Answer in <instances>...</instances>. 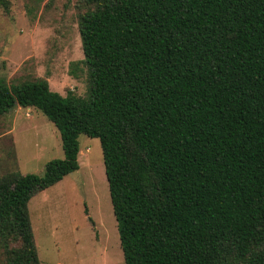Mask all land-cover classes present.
<instances>
[{"label":"trees","instance_id":"obj_1","mask_svg":"<svg viewBox=\"0 0 264 264\" xmlns=\"http://www.w3.org/2000/svg\"><path fill=\"white\" fill-rule=\"evenodd\" d=\"M4 13L9 0H0ZM89 95L0 79L63 159L0 177V264H40L28 203L98 139L124 264H264V0H84Z\"/></svg>","mask_w":264,"mask_h":264},{"label":"rangeland","instance_id":"obj_2","mask_svg":"<svg viewBox=\"0 0 264 264\" xmlns=\"http://www.w3.org/2000/svg\"><path fill=\"white\" fill-rule=\"evenodd\" d=\"M0 8V79L17 85L46 80L65 96L89 95L78 33L84 0H9ZM79 170L36 193L28 212L40 264H124L98 139H78ZM60 134L34 108L0 117V177L42 176L63 159Z\"/></svg>","mask_w":264,"mask_h":264}]
</instances>
